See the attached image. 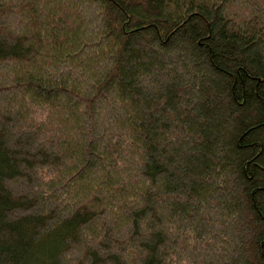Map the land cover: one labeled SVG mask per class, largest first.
Here are the masks:
<instances>
[{
  "label": "trees",
  "instance_id": "obj_1",
  "mask_svg": "<svg viewBox=\"0 0 264 264\" xmlns=\"http://www.w3.org/2000/svg\"><path fill=\"white\" fill-rule=\"evenodd\" d=\"M0 264H264V0H0Z\"/></svg>",
  "mask_w": 264,
  "mask_h": 264
}]
</instances>
